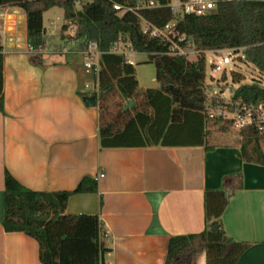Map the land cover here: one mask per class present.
I'll list each match as a JSON object with an SVG mask.
<instances>
[{
	"label": "crops",
	"instance_id": "0c3cea01",
	"mask_svg": "<svg viewBox=\"0 0 264 264\" xmlns=\"http://www.w3.org/2000/svg\"><path fill=\"white\" fill-rule=\"evenodd\" d=\"M49 13L63 23L61 8L43 12L47 42L36 51L25 11L0 6V264H41L34 238L3 229L5 171L32 190H73L95 178L97 191L72 194L65 213L98 216L103 264H164L171 236L205 228V190L223 188L222 231L248 243L236 264H264V165L242 159L239 135L207 128L203 145L101 148L99 108L84 101L94 74L79 53L48 49ZM195 264H206L204 251Z\"/></svg>",
	"mask_w": 264,
	"mask_h": 264
},
{
	"label": "trees",
	"instance_id": "16d2710c",
	"mask_svg": "<svg viewBox=\"0 0 264 264\" xmlns=\"http://www.w3.org/2000/svg\"><path fill=\"white\" fill-rule=\"evenodd\" d=\"M138 0H0V6H18L26 13L27 41L39 51L46 46L44 11L63 10L61 31L75 25L72 41L85 48L98 43L99 69L94 74L98 91L92 92L99 108V143L108 147L190 146L205 144L207 102L204 91L205 56L208 50L245 47L246 60L264 73V0H230L203 15L175 17L169 0H154L157 6L120 12L114 3L135 6ZM79 6V7H77ZM175 19L174 28L185 35L195 60L166 54L167 44L143 34L142 20L163 27ZM122 41L133 51L144 53L155 66L156 88H146L138 99V80L126 54L111 50ZM33 61L38 55L32 57ZM239 79L238 75L235 76ZM236 95L246 100H264V87L241 84ZM117 101H112V98ZM134 105L123 111L128 100ZM0 112H3V52L0 46ZM215 124L219 120H213ZM222 123L221 131L228 129ZM245 162L264 165V134L250 128L238 131ZM97 181L83 177L73 190H32L4 172L3 220L6 232H23L38 243L41 264H103L106 252L101 223L94 214H67L68 198L75 193L96 192ZM228 198L223 188L204 192L205 228L198 233L171 236L164 264H195L204 251L206 264H236L248 247L221 233V216ZM218 225L217 231L210 227Z\"/></svg>",
	"mask_w": 264,
	"mask_h": 264
},
{
	"label": "built area",
	"instance_id": "2783aa9c",
	"mask_svg": "<svg viewBox=\"0 0 264 264\" xmlns=\"http://www.w3.org/2000/svg\"><path fill=\"white\" fill-rule=\"evenodd\" d=\"M230 0H169L168 6L171 13L178 17L182 14L203 15L214 11L221 2ZM157 6L154 0H138L135 6L120 5L114 3L113 8L124 11H136L139 8H152ZM175 19L166 23L163 27H155L146 20H142L141 29L143 34L151 38L159 39L167 44L166 54L169 56H182L188 59L189 55H198V52L192 49L185 35L179 33L174 28ZM67 30L74 31V25H69ZM32 50V47L29 46ZM245 47L232 48L225 47L217 50L205 51L216 54L220 61L217 64H212L215 71H220L223 67L230 63L234 53L244 51ZM116 54H126L128 56V64L134 66V61L130 58L133 51L127 44L122 41L117 42L112 50ZM80 54L82 65L87 73L96 74L99 69V57L101 51L96 41L90 40L86 43L85 48L77 51ZM90 92L98 91L97 79L92 84L85 85ZM207 102V118L210 121L218 119L222 123H228L238 131L243 128H250L259 134H264V100H246L243 97L236 95L235 89H232L228 96L221 95H206Z\"/></svg>",
	"mask_w": 264,
	"mask_h": 264
},
{
	"label": "rangeland",
	"instance_id": "374dc122",
	"mask_svg": "<svg viewBox=\"0 0 264 264\" xmlns=\"http://www.w3.org/2000/svg\"><path fill=\"white\" fill-rule=\"evenodd\" d=\"M79 7V6H77ZM58 11V10H54ZM49 20H53L54 24H49ZM44 24L47 28V33H54L52 40H49L47 47L48 49L60 50L63 49L68 51H75L79 45L72 41L70 36L74 35L76 26L74 25V31L69 32L61 31L62 20L57 19L54 13L46 14L44 17ZM205 56V78H204V91L207 97L212 95L228 96L232 89H236L241 84L246 83H258L264 87V73H261L252 63L246 60L245 52L238 51L234 53L229 64L225 65L222 70L215 71L212 64H217L220 58L214 54L206 52ZM130 58L134 61L135 76L138 80L140 99L142 90L146 88H156L159 83L155 80V66L152 62H148V57L144 53H131ZM196 55H189V60H195ZM238 75L239 79H236ZM90 91V89H88ZM112 101H117V98H112ZM222 122L219 121L215 124L213 121L206 122L205 128L218 129L220 130ZM221 131V130H220ZM223 132H229L230 135H239L238 130L232 126H228V129ZM262 149L264 151V143H262Z\"/></svg>",
	"mask_w": 264,
	"mask_h": 264
},
{
	"label": "water",
	"instance_id": "95a60500",
	"mask_svg": "<svg viewBox=\"0 0 264 264\" xmlns=\"http://www.w3.org/2000/svg\"><path fill=\"white\" fill-rule=\"evenodd\" d=\"M84 101L86 104L88 105H95L96 103V100H95V96L94 95H88L84 98ZM134 104V100L130 99L128 100L124 105H123V111L131 108ZM226 194V193H225ZM227 196V194H226ZM210 230L211 231H217L218 230V225L217 224H214L210 227ZM221 233H223V231H220Z\"/></svg>",
	"mask_w": 264,
	"mask_h": 264
}]
</instances>
